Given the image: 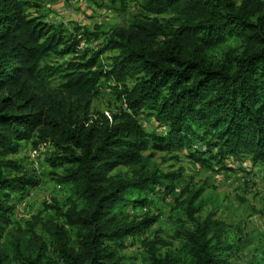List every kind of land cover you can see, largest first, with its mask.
I'll list each match as a JSON object with an SVG mask.
<instances>
[{
    "label": "trees",
    "instance_id": "trees-1",
    "mask_svg": "<svg viewBox=\"0 0 264 264\" xmlns=\"http://www.w3.org/2000/svg\"><path fill=\"white\" fill-rule=\"evenodd\" d=\"M36 6L0 0V237L13 223V195L20 200L39 182L12 156L24 141L48 142L50 174L70 185L71 196L62 206L44 201L25 222L17 259L134 264L120 254L124 241L156 218L128 219L118 210L128 202L144 205L156 191L171 194L181 175V169L150 168L146 151L185 148L204 166L240 153L264 160V0H140L126 25L74 23L71 30L29 14ZM101 36V47H88ZM229 37L240 41L239 50L228 48L215 60L213 52ZM109 50L116 54L106 64L102 55ZM63 56L67 62L53 63ZM102 80L121 102L110 119L91 110ZM142 114L161 131L146 130ZM199 195L183 201L192 227L181 222L175 231L181 251L187 264H230L229 225L212 212L197 219ZM50 209L64 222L45 216ZM147 245L148 264H180L175 254H159L154 241ZM7 261L0 251V264Z\"/></svg>",
    "mask_w": 264,
    "mask_h": 264
},
{
    "label": "rangeland",
    "instance_id": "rangeland-1",
    "mask_svg": "<svg viewBox=\"0 0 264 264\" xmlns=\"http://www.w3.org/2000/svg\"><path fill=\"white\" fill-rule=\"evenodd\" d=\"M30 1L37 6L31 7L29 14L40 16L49 23L62 22L68 30H71L74 23L91 27L103 25L106 28L126 25L140 4V0ZM102 41L101 36L90 41L88 47H101ZM239 47L240 41L236 37H229L221 48L213 52V56L215 60H219L222 51L228 48L239 50ZM115 54V50L105 52L102 55L103 62L109 64ZM68 57H60L53 63L67 62ZM53 82L56 84L58 81ZM99 86V93L92 100L91 110L107 111L111 115L120 108L121 102L110 81L102 80ZM138 121L148 131H161V127L152 117L146 118L142 114L138 116ZM192 143L194 147L203 146V143L197 141ZM53 149L50 144L39 149L38 146H32L30 141H24L20 151L12 156L23 168L34 172L39 182L35 187L28 188L20 200L17 194L13 195V202L16 203L13 223L0 237V251L7 253V264H23L16 257L14 246L16 240H22L26 235L25 222L43 207V202L62 206L71 196L70 185L57 182L50 174L47 158ZM187 154L188 149L185 148L172 152L155 149L145 152L149 157L150 168L156 166L162 171L181 169V175L176 179V188L171 194L156 191L147 196L144 205H132L128 202L118 210L128 219L140 220L145 215L156 218L145 230L127 237L120 254L134 264H148L147 243L154 241L159 254H175L180 264H187L181 251L182 240L175 236V231L181 222L185 227H192L184 213L183 201L199 190L200 195L195 204L200 206V210L195 214L196 218L202 220L212 212L216 218L229 225L226 236L231 245L226 256L230 264H264V160L253 162L249 156L240 153L237 156H227L220 164L212 162L210 166H204L190 159ZM223 166L229 168L225 169ZM118 170L127 169L120 167ZM57 172L62 170L57 169ZM130 197L135 198L136 192L133 191ZM46 214L59 223L64 222L63 218L54 216L51 209L44 213L45 216ZM35 230L49 242V236L39 225ZM19 248L24 250L22 245ZM48 255L57 259L51 250Z\"/></svg>",
    "mask_w": 264,
    "mask_h": 264
},
{
    "label": "built area",
    "instance_id": "built-area-1",
    "mask_svg": "<svg viewBox=\"0 0 264 264\" xmlns=\"http://www.w3.org/2000/svg\"><path fill=\"white\" fill-rule=\"evenodd\" d=\"M84 46H85V43L81 41V42L78 44V49H83ZM104 113H105V115H107V116L110 118V116H109V114H108L107 111H104ZM46 144L49 145L48 142H42V143H40V144L38 145V148L41 149L42 146H43V145H46ZM35 152H36V150H34V153H35Z\"/></svg>",
    "mask_w": 264,
    "mask_h": 264
},
{
    "label": "clouds",
    "instance_id": "clouds-1",
    "mask_svg": "<svg viewBox=\"0 0 264 264\" xmlns=\"http://www.w3.org/2000/svg\"><path fill=\"white\" fill-rule=\"evenodd\" d=\"M104 113V112H103ZM105 114V113H104ZM109 114V113H108ZM107 116V115H106ZM110 116V115H109ZM108 117V116H107ZM109 118V117H108ZM110 119V118H109Z\"/></svg>",
    "mask_w": 264,
    "mask_h": 264
}]
</instances>
